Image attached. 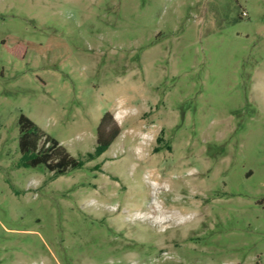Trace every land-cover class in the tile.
<instances>
[{
	"label": "rangeland",
	"instance_id": "rangeland-1",
	"mask_svg": "<svg viewBox=\"0 0 264 264\" xmlns=\"http://www.w3.org/2000/svg\"><path fill=\"white\" fill-rule=\"evenodd\" d=\"M0 264H264V0H0Z\"/></svg>",
	"mask_w": 264,
	"mask_h": 264
},
{
	"label": "trees",
	"instance_id": "trees-1",
	"mask_svg": "<svg viewBox=\"0 0 264 264\" xmlns=\"http://www.w3.org/2000/svg\"><path fill=\"white\" fill-rule=\"evenodd\" d=\"M111 114L106 112L97 126L96 145L92 152L86 154V160L93 159L103 153L119 134V128L115 122L109 124ZM110 125V126H109ZM18 147L21 153L19 165L36 167L42 165L45 169L53 171L55 176L64 174L69 168H77L83 165L84 159L72 156L60 142L47 135L33 120L24 114L18 118ZM44 137L42 145L40 139ZM53 153L57 154L53 158Z\"/></svg>",
	"mask_w": 264,
	"mask_h": 264
},
{
	"label": "bare ground",
	"instance_id": "bare-ground-1",
	"mask_svg": "<svg viewBox=\"0 0 264 264\" xmlns=\"http://www.w3.org/2000/svg\"><path fill=\"white\" fill-rule=\"evenodd\" d=\"M160 212L163 214L164 211L162 209H160Z\"/></svg>",
	"mask_w": 264,
	"mask_h": 264
}]
</instances>
